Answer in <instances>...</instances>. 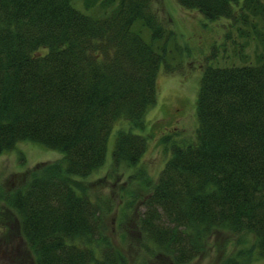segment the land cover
Instances as JSON below:
<instances>
[{"label": "trees", "instance_id": "1", "mask_svg": "<svg viewBox=\"0 0 264 264\" xmlns=\"http://www.w3.org/2000/svg\"><path fill=\"white\" fill-rule=\"evenodd\" d=\"M82 1L84 10L74 0H0V154L22 141L62 154L0 196L34 264H125L102 234L99 205L76 183L103 165L118 120L141 132L116 131L113 168L140 163L157 76L184 53L154 0ZM176 1L228 20L237 61L218 63L212 48L194 137L165 135L170 155L157 179L134 175L148 190L139 229L173 264L198 256L216 228L252 234L264 257V0Z\"/></svg>", "mask_w": 264, "mask_h": 264}, {"label": "rangeland", "instance_id": "2", "mask_svg": "<svg viewBox=\"0 0 264 264\" xmlns=\"http://www.w3.org/2000/svg\"><path fill=\"white\" fill-rule=\"evenodd\" d=\"M74 4L84 10L82 0H74ZM154 5L162 23L176 32L184 53L157 76L156 103L145 114L146 151L138 165L113 168L116 131L123 128L141 132L131 128L127 121L118 120L108 137L103 165L89 176L78 178V187L73 183L99 205L102 234L123 255L125 264H173L139 229L138 219L144 211L143 201L148 190L147 184L139 182L134 175L143 169L148 178L157 179L170 155V145L162 141L165 135L178 144L188 143L194 137L199 77L205 56L212 48L220 49L218 63L237 61L232 54V41L225 39L228 20L205 19L197 10L185 9L176 0H154ZM236 40L240 39L236 37ZM222 45L226 49L224 53ZM61 158L59 151L39 143L18 142L13 149L0 154V196L15 191L44 164L59 162ZM229 257L238 258L240 264H264V257L257 254L252 234L232 233L222 228L212 230L204 250L186 264H223ZM0 264H34V256L19 232L17 215L2 200Z\"/></svg>", "mask_w": 264, "mask_h": 264}]
</instances>
